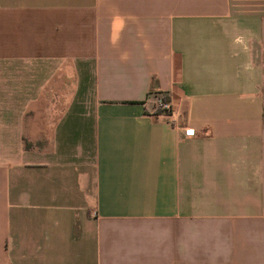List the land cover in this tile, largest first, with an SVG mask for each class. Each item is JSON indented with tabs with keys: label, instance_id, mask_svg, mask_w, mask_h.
<instances>
[{
	"label": "crops",
	"instance_id": "1",
	"mask_svg": "<svg viewBox=\"0 0 264 264\" xmlns=\"http://www.w3.org/2000/svg\"><path fill=\"white\" fill-rule=\"evenodd\" d=\"M0 264H264V0H0Z\"/></svg>",
	"mask_w": 264,
	"mask_h": 264
},
{
	"label": "built area",
	"instance_id": "2",
	"mask_svg": "<svg viewBox=\"0 0 264 264\" xmlns=\"http://www.w3.org/2000/svg\"><path fill=\"white\" fill-rule=\"evenodd\" d=\"M154 109L155 112L157 111L160 113L169 114L173 111V105L169 100L165 99L164 95H159L158 97L155 98ZM187 135H191V134H187Z\"/></svg>",
	"mask_w": 264,
	"mask_h": 264
},
{
	"label": "trees",
	"instance_id": "3",
	"mask_svg": "<svg viewBox=\"0 0 264 264\" xmlns=\"http://www.w3.org/2000/svg\"><path fill=\"white\" fill-rule=\"evenodd\" d=\"M166 100H168L166 97H165Z\"/></svg>",
	"mask_w": 264,
	"mask_h": 264
}]
</instances>
